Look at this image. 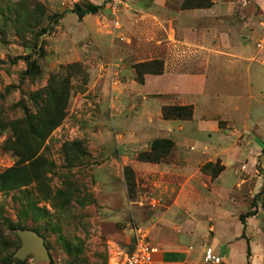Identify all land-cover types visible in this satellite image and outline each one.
I'll use <instances>...</instances> for the list:
<instances>
[{"label": "rangeland", "instance_id": "obj_1", "mask_svg": "<svg viewBox=\"0 0 264 264\" xmlns=\"http://www.w3.org/2000/svg\"><path fill=\"white\" fill-rule=\"evenodd\" d=\"M88 2L101 9L79 20L72 10L76 4ZM182 2L167 0L166 4L179 13ZM224 3L228 11L217 15L223 21L213 24L217 37L222 32L224 38L239 41L248 48V57L254 59L236 69L229 65L224 77H216L213 70L220 64L212 61L206 69L209 61L204 60L202 35L179 30V42L170 49L174 60L169 63L174 62L181 74L189 76L212 68L207 91L169 98L147 95V102L153 104L151 112L141 115L144 100L139 91L159 89L162 82L149 79L150 85L143 88L147 75L152 74L144 75L141 83L136 66L158 61L163 63V75L168 62L147 28L156 11L154 0H130L128 9L120 14V29L114 28L101 0H0V174L21 160L19 149L23 146L18 132L20 136L25 133L17 128L19 118L25 112L29 116L40 112L38 107L44 105L51 85L60 96L67 84L64 89L68 96L60 112V125L49 135L46 129V137L34 145L38 149L36 157L46 164L43 176L29 186L0 192V264H20L14 253L22 242L12 230L18 225L37 229L45 237L50 254V259L43 262L29 256L21 260L24 264H115L123 252L132 249L136 230L146 232L148 242L155 247L156 226L167 236L184 238L186 243L196 241L193 246L199 249L202 245L205 253L215 232L209 228L205 237L191 238L182 223L192 216L181 214L178 206L174 208L179 213L173 216L180 217L181 222L171 230L166 220H153L165 216L178 200L174 191L181 190L167 186L190 178L214 184L208 189L201 187L202 194L219 190L216 184L227 185L229 203L218 192L211 196L218 207L211 208L205 197L193 204L201 228L207 226V217H213L216 239L233 241L222 249L228 259L223 264H244L246 242L234 240L240 221L232 215L253 210L259 216L254 220L257 231L256 244H251V263L264 264V168L259 160L250 159L251 147L246 146L247 155L238 167L233 163L225 167L220 156L204 157L187 175L180 162L186 158L169 138L173 132H161L163 108L170 106L193 109L190 120L175 121H194L196 115L197 120L207 122L208 133L199 129L201 138L196 135V141L184 147L186 151L195 146L206 152L207 141L217 146L219 138L212 132L217 123L224 135L238 139L236 133L240 132L238 140H231L233 146L250 145L252 136L264 132V17L252 0ZM26 56L37 62L36 75L24 76ZM158 67L155 62L150 69ZM175 99L176 105H168ZM157 102L162 108L156 106ZM54 111L50 97L46 118L54 116ZM171 125L178 126V122ZM206 134L214 136L207 138ZM157 139H170L174 147L157 163L141 161L140 154L149 151ZM257 145L261 143L257 141ZM210 211L218 216H203Z\"/></svg>", "mask_w": 264, "mask_h": 264}, {"label": "crops", "instance_id": "obj_2", "mask_svg": "<svg viewBox=\"0 0 264 264\" xmlns=\"http://www.w3.org/2000/svg\"><path fill=\"white\" fill-rule=\"evenodd\" d=\"M167 0H154V5L156 8V11L153 13V17L150 16V24L148 25L149 34H151L153 37V40L157 41V45L161 48L162 53H166V61H168L165 65V73L163 75H147L145 84L142 85V87H146L150 80L156 82H162L159 86V89L154 88V90H151L148 92L139 91L140 97H143V111H140L141 115L146 112H151L149 110L152 108V105L147 102V95L150 96H162L163 98H169V96H180L190 94V93H198L203 94L206 93L207 88L209 86V79L208 75L209 72L212 70L210 69L209 72L205 71L204 74H201L199 76H189L187 74H181L179 72V69L176 67V65L169 63V61L174 60V58H171V55L173 52L170 53L171 46L176 45L179 41L176 39V34L179 30H186L189 33H196L197 35H202L203 37V56L204 60L209 61L207 70L212 65V61L216 62V64H220L219 68H215L213 71V75L216 77H224L223 74L225 73L227 66L232 65V69H236L237 66L243 67L244 62H246L248 59H252L248 52V48L242 45L239 41H232L229 36L228 38H224L222 32H220L219 37H217V31L215 27H213V24L216 20L219 22H222V18L218 17L217 15H222L227 9L226 5L224 3V0H215L214 5L211 8L208 9H199V10H191V11H180L177 13V11L170 9L167 4ZM253 5L257 6L262 11V16L264 17V0H252ZM225 5V6H224ZM228 11V10H227ZM181 16V20L177 21ZM203 21V25L200 23ZM200 24V26L195 25ZM195 26V27H194ZM215 40V41H214ZM220 43H217L218 41ZM224 41L226 43L224 44ZM236 46H234V44ZM260 44V43H257ZM168 48V49H167ZM164 49H167L166 51ZM254 59V58H253ZM252 59V60H253ZM215 64V65H216ZM223 64V65H222ZM214 65V66H215ZM226 66V68H225ZM216 70L218 72H216ZM151 81V82H152ZM150 85V84H149ZM171 98V97H170ZM174 101V102H173ZM173 101H169L168 105H176V99ZM186 104V103H185ZM182 103L181 105H185ZM223 104V103H222ZM151 105V106H149ZM157 107H159V104L157 102ZM208 106V105H207ZM159 108H162L161 106ZM224 108V105L222 106ZM221 108V109H222ZM237 109V108H236ZM226 117H230L226 115ZM196 120V121H195ZM197 121H200V123H197ZM177 123L178 126H170V123ZM196 124H192V123ZM190 123V124H189ZM193 125V127H190L187 129L188 125ZM245 125V124H244ZM160 127V126H159ZM161 127L163 130H161L162 133H170L173 132V136H169L170 139H173L176 148L182 150L183 157L186 159H183L182 165L184 166L183 171L190 175L192 171L196 168V166L201 164V159L204 157H221L222 163L225 167L229 168V164L233 163V167H238L242 162H244V156L247 155V152L245 151L246 146H250L249 155L250 159L259 160L264 168V132H259L258 135L252 136L253 140L250 142V145H243V146H233L231 145V140L233 141L235 138L231 137L230 135H224L221 131L222 128L219 127V123L216 124L215 128H213L212 132H215L216 136L219 138V141L217 142V146H212V144H207L209 141L205 143V147L207 149L206 152H203L202 149L197 150L195 146H192L194 150L191 151L192 147L189 151H186L184 147L191 143V141H196L195 139H199V129L207 132V122L203 120H197L196 115L194 118V121H165L161 120ZM246 127V126H245ZM160 133V130H158ZM198 132V134H196ZM233 132V131H230ZM217 133L219 135H217ZM235 135V132L232 133ZM197 135V136H196ZM207 138H211L210 135L206 134ZM238 139L240 138V132L236 133ZM196 136V138H195ZM235 139V140H238ZM247 140L246 138L244 139ZM242 141V140H241ZM257 141L261 143V146L257 145ZM185 150L186 152L184 153ZM181 171L182 169L179 168ZM228 170V169H227ZM224 176V175H223ZM211 186H214L213 183H209ZM209 184L207 183H201L198 181H193L191 178L181 181L179 185L175 186H167L170 189H180L181 191L178 193V191H174V193L177 192L178 200L175 202L174 206H172L168 213L165 214V216H157L158 219H153L157 221H165L164 223L167 224L169 227L168 229H172V227L176 226V224L179 221L178 219L180 217L173 216V213H179L177 210H175V206H178L183 215L192 216L191 219L188 221H183V226H186L189 231V236L193 238L195 235L197 237H201L203 235L206 236V233L208 229L210 228L212 231L215 232V236L213 241H215L214 247L212 246V242L210 244V247L205 248L212 249L214 253L217 256H220L222 258V263H226L225 252H222V249H224V245L231 244L233 241L225 242L221 239H216V233L217 227L214 225V219L213 217H207L206 225L204 228H201L199 223H197V218L195 217V209L193 207L194 202H197V199H202V197H205V201L208 202L209 206L211 208L218 207L214 203V199L211 196H216L218 192H221V194H224V198L222 199L226 202H228V198L226 195V187L221 186L219 184H216L215 187L217 189L214 193L206 194L201 193V187L203 189H208ZM204 185V186H203ZM229 203V202H228ZM260 203L257 202V205ZM221 205V204H220ZM261 205V204H260ZM221 212V211H220ZM255 212V210H253ZM217 214V212H214ZM211 214V211H210ZM209 212L203 214V216H218V215H210ZM232 216H238L240 221L239 215H232ZM256 216H259L258 213H255V215L247 217L245 219V225H243L240 221V224L237 225L236 232L234 235V240H243L246 242V252L247 247L250 246L251 252L252 247L251 244H256L254 238L256 234L257 226L254 224V220L256 219ZM178 220V221H177ZM209 224V226H208ZM211 225V226H210ZM245 231L244 235L242 237H239L238 235ZM246 236V237H245ZM190 238V239H191ZM202 238V237H201ZM250 239V241H249ZM153 240L155 248L157 249V252L153 254L154 262L153 264H214L212 262H205V253L203 256V246H199V249H196L193 244H195L194 241H187L184 238L178 239L174 238L173 236H167L163 232H161V227L156 226L155 230L153 231ZM203 240V239H201ZM200 242V241H199ZM134 244V243H133ZM133 248V246H132ZM132 250V249H131ZM129 250V251H131ZM205 250V251H206ZM127 251V252H129ZM126 252H123L125 254ZM122 254V255H123ZM247 254V253H246ZM231 258V257H230ZM231 262L232 260L229 259ZM244 264H247V259L244 260Z\"/></svg>", "mask_w": 264, "mask_h": 264}, {"label": "trees", "instance_id": "obj_3", "mask_svg": "<svg viewBox=\"0 0 264 264\" xmlns=\"http://www.w3.org/2000/svg\"><path fill=\"white\" fill-rule=\"evenodd\" d=\"M214 3L215 0H183L181 9L184 11L208 9L211 8ZM100 9V6L88 2L84 5L76 4L72 12L77 14L79 20H82L88 15L98 14ZM24 60L27 64V69L24 73V76L36 75L38 70L37 62L35 60H31L29 56H26ZM155 62H157L159 65L158 70H151L150 68L152 65H155ZM136 71L137 75L141 78V83H143L144 75H161L164 72V66L163 63H159L158 61L140 63L136 66ZM63 87L67 88V84H64ZM51 88L52 85L47 92L48 94H46L47 99L45 100L44 105L38 107L40 112L36 116H29L25 112L24 116L19 118V120L16 122L17 128L21 131H24L25 133L24 135L20 136V133L18 132V137L22 141L23 146V149H19L21 152V160L14 167L7 169L0 174V192L13 191L25 186H29L32 182L39 180L44 174L43 169L46 164L43 163L40 158L36 157L38 149L35 148L34 145L39 141H42L46 137L47 133V135H49L60 125V122L62 121V115H60V112H63V109H65L68 99L64 88L63 94L60 96H57L55 90H51ZM50 97L53 98L55 115L50 118H46L45 109L48 106ZM163 116L165 120H190L193 116V109L191 106L164 107ZM46 129L49 130L48 132L46 131V134H44ZM173 147L174 143L170 139L154 140L151 144V149L140 154V159L143 162L157 163L160 160V156H165L168 154L170 149L172 150ZM27 162H29V164H26ZM253 215H255V212H249L247 214L241 215V223L245 225V219ZM12 230L15 232V235L19 240L20 238L17 235L18 230H32L45 240V237L37 229L18 225L13 227ZM45 244L47 246L46 240ZM246 253L247 264H252V252L250 246L247 247ZM13 255H11V258ZM17 260L20 264H24L20 259Z\"/></svg>", "mask_w": 264, "mask_h": 264}, {"label": "built area", "instance_id": "obj_4", "mask_svg": "<svg viewBox=\"0 0 264 264\" xmlns=\"http://www.w3.org/2000/svg\"><path fill=\"white\" fill-rule=\"evenodd\" d=\"M110 12L115 29L121 28L120 14L128 9L130 0H101ZM261 47V45H258ZM157 249L148 242L147 234L142 229L136 230L135 241L131 251L121 256L115 264H153V254ZM222 258L217 256L212 249L205 251V262L221 264Z\"/></svg>", "mask_w": 264, "mask_h": 264}, {"label": "water", "instance_id": "obj_5", "mask_svg": "<svg viewBox=\"0 0 264 264\" xmlns=\"http://www.w3.org/2000/svg\"><path fill=\"white\" fill-rule=\"evenodd\" d=\"M17 235L22 242V246L15 253L16 258L25 260L31 256L35 262H43L50 259L45 240L39 234L32 230H18Z\"/></svg>", "mask_w": 264, "mask_h": 264}]
</instances>
